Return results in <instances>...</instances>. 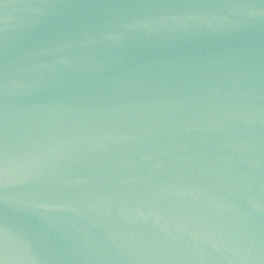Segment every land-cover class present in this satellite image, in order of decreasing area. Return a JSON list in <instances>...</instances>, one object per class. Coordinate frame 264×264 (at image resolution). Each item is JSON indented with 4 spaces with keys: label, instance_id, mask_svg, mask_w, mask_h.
I'll use <instances>...</instances> for the list:
<instances>
[{
    "label": "water",
    "instance_id": "1",
    "mask_svg": "<svg viewBox=\"0 0 264 264\" xmlns=\"http://www.w3.org/2000/svg\"><path fill=\"white\" fill-rule=\"evenodd\" d=\"M0 264H264V0H0Z\"/></svg>",
    "mask_w": 264,
    "mask_h": 264
}]
</instances>
